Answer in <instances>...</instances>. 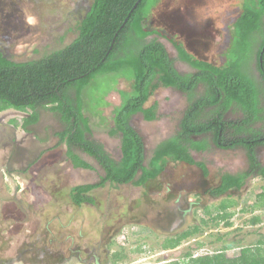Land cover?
Wrapping results in <instances>:
<instances>
[{
	"label": "rangeland",
	"instance_id": "1",
	"mask_svg": "<svg viewBox=\"0 0 264 264\" xmlns=\"http://www.w3.org/2000/svg\"><path fill=\"white\" fill-rule=\"evenodd\" d=\"M91 1L0 0V50L12 60L26 61L62 48L77 35L78 22ZM197 6L211 17L197 22ZM241 11L242 0H180L179 4L159 0L145 24L175 36L193 55L222 65L232 38L230 26ZM152 36L165 45L180 72L194 71L178 58L170 40ZM261 39L262 33L257 32L246 64L256 80L255 52ZM201 90L199 86L195 95ZM130 91V81L117 77L105 96L108 104L99 106L96 113L85 110L90 137L115 159L121 155L120 135H111L108 129L113 126L115 108ZM153 102H157L155 119L146 120L141 113L131 119L143 138L145 163L155 146L174 133L189 99L175 87L160 85L146 104ZM37 112V121L24 127L30 108L0 111V264H94L96 258L102 264H166L185 261L186 251L194 255L215 252L226 242L232 243L225 251L232 257L241 246L254 245L264 234L263 177L250 176L240 188L219 196L208 192L223 172L246 169L243 147L221 149L210 139L206 151H191L195 160L205 163V176L195 165L169 159L163 172L142 185L106 181L89 192L94 202L76 205L71 187L97 182L104 170L79 148L74 152L92 168L74 166L66 144L58 142L57 132L65 127L60 113L49 107H39ZM239 115L227 113L232 119ZM256 125L264 128V120ZM257 152L264 164V147ZM229 200L234 203L229 207L233 214L228 219L231 225H226L227 219L213 217L219 204ZM253 215L261 221L252 223ZM197 224L200 232L175 248L162 247L167 237ZM118 251L122 258L114 261Z\"/></svg>",
	"mask_w": 264,
	"mask_h": 264
},
{
	"label": "trees",
	"instance_id": "2",
	"mask_svg": "<svg viewBox=\"0 0 264 264\" xmlns=\"http://www.w3.org/2000/svg\"><path fill=\"white\" fill-rule=\"evenodd\" d=\"M158 2L92 0L78 22L77 35L62 48L26 61L12 60L0 50V111L30 108L31 113L23 118L24 127L37 121L39 107L59 112L65 127L57 132L58 142L66 144L72 164L92 168L74 152V148H79L93 156L104 170L97 182L71 187L70 197L76 205L93 202L89 192L106 181L142 185L156 178L169 159L195 165L206 175L205 163L195 160L191 150L207 149L209 139L220 148L243 147L248 160L244 171L223 172L218 184L208 190L211 195L238 189L251 175L264 178V165L255 153V147L264 144V133L253 127L264 112L260 103L262 91L246 69L257 32L262 33L255 52L257 63L264 45V0H242V11L230 26L232 38L222 65L193 55L182 41L164 29L147 26L145 20ZM154 34L170 40L178 58L188 62L194 71L180 72L165 45L156 36L150 37ZM117 77L129 80L131 91L115 108L113 126L108 129L111 135H120L121 156L115 159L101 142L90 137L85 110L96 113L99 106L108 104L105 96ZM160 85L186 93L189 103L174 133L155 146L145 163L143 138L131 119L136 113L146 120L157 117V102L146 103ZM199 86L202 90L196 96ZM230 111L240 115L234 120L227 117ZM260 199L264 205V188ZM233 204L230 200L222 201L213 219H227L225 224L231 225L228 219L233 211L229 207ZM250 221L258 223L261 217L253 215ZM201 229L198 224L190 226L167 237L162 247L175 248ZM231 246V242H226L215 252L197 255L186 251L185 261L171 260L166 264H264V234L254 245L241 246L236 256L226 255ZM121 255L114 252V261L121 259Z\"/></svg>",
	"mask_w": 264,
	"mask_h": 264
},
{
	"label": "flooded vegetation",
	"instance_id": "3",
	"mask_svg": "<svg viewBox=\"0 0 264 264\" xmlns=\"http://www.w3.org/2000/svg\"><path fill=\"white\" fill-rule=\"evenodd\" d=\"M259 45H260V43H259ZM258 45V46H259ZM258 64V65H257ZM256 70H257V73H258V75H259V79L258 80H256L255 79V81L261 86L260 88H261V91H262V94L260 95V97H261V100H260V103H261V105L262 106H264V45H262L261 46V50H260V56H259V59H258V63H257V59H256ZM258 66L260 67V69L258 68ZM246 69H247V67H246ZM248 71V70H247ZM248 73H249V71H248ZM250 74V73H249ZM251 75V74H250ZM252 76V75H251ZM236 118H234V120H235ZM264 120V112H263V115H262V118L261 119H258L255 123H253V127L254 128H256V129H259V130H261L263 133H264V128H263V126H257L256 124H258V123H261L262 121ZM210 140V139H209ZM261 146H263L264 147V144H258L256 147H255V153H256V156H257V159H258V161L260 162V164L261 165H264V164H262L261 163V161H260V159H259V156H258V152H257V150H258V148L259 147H261ZM209 148V147H208ZM218 148H220V147H218ZM236 147H234V148H221V149H235ZM207 149H205V150H200L199 152H203V151H206ZM191 151H193V150H191ZM195 151H197V150H195ZM121 156V155H120ZM246 158H247V156H246ZM166 167V166H165ZM248 168V160H247V165H246V169ZM165 169V168H164ZM245 170V169H244ZM244 170H242V171H244ZM164 171V170H163ZM162 171V172H163ZM200 171H201V173L204 175V173H203V171L200 169ZM241 172V171H240ZM205 176V175H204ZM251 176H253V175H251ZM256 176H259V175H256ZM250 177V176H249ZM213 188V187H212ZM211 189V188H210ZM93 202H94V198H93ZM2 260V259H1ZM94 264H102L101 262L99 263V260L96 258L95 259V261L93 262ZM80 264H85V262H83V263H80Z\"/></svg>",
	"mask_w": 264,
	"mask_h": 264
},
{
	"label": "clouds",
	"instance_id": "4",
	"mask_svg": "<svg viewBox=\"0 0 264 264\" xmlns=\"http://www.w3.org/2000/svg\"><path fill=\"white\" fill-rule=\"evenodd\" d=\"M175 2H176V4H179L180 3V0H175ZM173 6H175V5H173ZM194 14H195V19H196L197 22H203L207 18L211 17L210 15H208L206 13L205 10H203L201 8V6L195 7Z\"/></svg>",
	"mask_w": 264,
	"mask_h": 264
},
{
	"label": "water",
	"instance_id": "5",
	"mask_svg": "<svg viewBox=\"0 0 264 264\" xmlns=\"http://www.w3.org/2000/svg\"><path fill=\"white\" fill-rule=\"evenodd\" d=\"M137 3L134 4V6H136ZM134 126V125H133Z\"/></svg>",
	"mask_w": 264,
	"mask_h": 264
}]
</instances>
